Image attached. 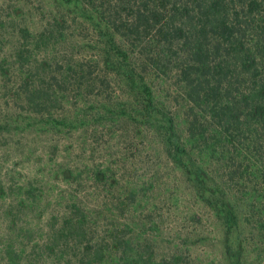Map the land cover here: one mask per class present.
Segmentation results:
<instances>
[{
  "label": "trees",
  "instance_id": "trees-1",
  "mask_svg": "<svg viewBox=\"0 0 264 264\" xmlns=\"http://www.w3.org/2000/svg\"><path fill=\"white\" fill-rule=\"evenodd\" d=\"M68 3L78 11L17 33L2 96L54 128L118 127L125 144L116 162L64 171L75 188L44 231L42 187L0 184V264H201L153 217L180 182L220 223L227 264L264 259V0Z\"/></svg>",
  "mask_w": 264,
  "mask_h": 264
},
{
  "label": "rangeland",
  "instance_id": "rangeland-1",
  "mask_svg": "<svg viewBox=\"0 0 264 264\" xmlns=\"http://www.w3.org/2000/svg\"><path fill=\"white\" fill-rule=\"evenodd\" d=\"M68 2L0 0V20H4L0 23V73L11 64L6 57L12 55L13 48L18 46L17 33L20 29L28 27L38 32L52 16L78 11ZM10 17L16 20L11 22ZM78 22L82 24L80 19ZM88 24L91 28L96 27L90 22ZM2 94L4 92L0 90V184L3 187L12 186L13 190L28 182L42 187V194L45 195L43 212L33 224L44 231L59 195L75 188V185L69 186L70 182L64 179V171L72 170L77 175L86 166L108 161L109 155H112L110 158L113 160L115 155L112 152L123 147L125 141H121L118 127L113 128L112 134L106 131L104 139L92 135L88 126L80 124L72 128H54L48 117L32 114L27 107L12 103ZM50 110L55 112L52 107ZM95 113L89 110V114ZM138 144L141 145L140 141ZM168 189H171L170 193ZM168 189L165 202L153 215L155 219H164V234L189 237L185 241L191 247L192 257L188 259H196L201 264H227L223 256L224 237L220 223L212 212L192 196L186 183H171ZM5 196L6 193H0V233L7 226L4 225L2 212L12 199L11 196ZM250 256L248 264H263V257L259 258L255 252Z\"/></svg>",
  "mask_w": 264,
  "mask_h": 264
}]
</instances>
